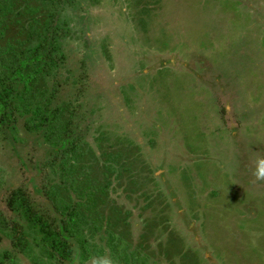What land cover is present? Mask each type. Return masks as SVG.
Instances as JSON below:
<instances>
[{
    "label": "rangeland",
    "instance_id": "rangeland-1",
    "mask_svg": "<svg viewBox=\"0 0 264 264\" xmlns=\"http://www.w3.org/2000/svg\"><path fill=\"white\" fill-rule=\"evenodd\" d=\"M63 14L59 100L81 106L84 148L118 158L112 176L92 172L118 222L83 225L91 243L117 264H264V179L253 175L264 157V0H71ZM26 123L15 122L11 147L0 140L4 264H33L6 236L23 222L9 191L26 186L45 207L42 192L61 180L48 161L34 169L58 149Z\"/></svg>",
    "mask_w": 264,
    "mask_h": 264
},
{
    "label": "trees",
    "instance_id": "trees-1",
    "mask_svg": "<svg viewBox=\"0 0 264 264\" xmlns=\"http://www.w3.org/2000/svg\"><path fill=\"white\" fill-rule=\"evenodd\" d=\"M70 1L0 0V140L12 146L10 138L15 137V122L21 116L28 122V131L41 133L48 146L58 149L51 160L43 156L34 168L42 171L48 161V175L58 173L61 178L60 184L54 183L50 192H42L48 201L45 207H39L26 186L10 190L7 198L10 211L17 212L23 222L14 223L6 236H11L15 251L33 255L30 258L33 264L43 263L34 256L31 239L50 264H73L95 255L100 257L104 252L91 243L83 225H92L98 231L102 223L115 226L118 222L108 219L113 216L112 211L106 213L101 209L105 202L102 199L109 192L96 173L92 176L94 166L108 169L112 176L118 158L96 155L89 145L84 148L83 130L75 123L81 106L78 110L73 102L59 100L63 85L60 75L66 60L62 41L69 28L63 9ZM58 155L57 162L53 158ZM79 175H82L80 182H87L86 187L76 179ZM76 184L78 192H75ZM92 188L100 202L96 196L91 198L92 193L87 194ZM77 193L80 195L75 200L73 196ZM4 228H8V223ZM105 242L107 247L111 245L108 254L118 253L119 244L110 239ZM7 258L5 254L4 260ZM4 260L0 259V264Z\"/></svg>",
    "mask_w": 264,
    "mask_h": 264
},
{
    "label": "clouds",
    "instance_id": "clouds-1",
    "mask_svg": "<svg viewBox=\"0 0 264 264\" xmlns=\"http://www.w3.org/2000/svg\"><path fill=\"white\" fill-rule=\"evenodd\" d=\"M253 175L256 180L264 179V157L257 158ZM86 264H117V261L108 256H100L88 259Z\"/></svg>",
    "mask_w": 264,
    "mask_h": 264
}]
</instances>
